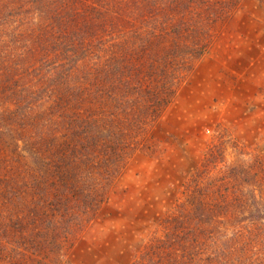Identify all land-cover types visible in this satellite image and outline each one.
<instances>
[{
  "label": "trees",
  "instance_id": "obj_1",
  "mask_svg": "<svg viewBox=\"0 0 264 264\" xmlns=\"http://www.w3.org/2000/svg\"><path fill=\"white\" fill-rule=\"evenodd\" d=\"M243 1L0 0V264L63 263ZM258 173L197 172L133 264H264Z\"/></svg>",
  "mask_w": 264,
  "mask_h": 264
},
{
  "label": "rangeland",
  "instance_id": "obj_2",
  "mask_svg": "<svg viewBox=\"0 0 264 264\" xmlns=\"http://www.w3.org/2000/svg\"><path fill=\"white\" fill-rule=\"evenodd\" d=\"M214 36L153 131L150 149L131 159L62 264H133L159 219L186 202L197 172L214 179L240 163L264 185L255 162L264 165V0H244Z\"/></svg>",
  "mask_w": 264,
  "mask_h": 264
}]
</instances>
